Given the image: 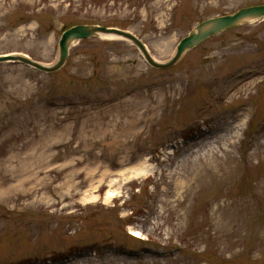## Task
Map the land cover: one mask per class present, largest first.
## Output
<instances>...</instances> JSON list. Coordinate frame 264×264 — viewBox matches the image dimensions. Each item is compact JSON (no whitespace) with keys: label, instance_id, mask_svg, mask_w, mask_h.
<instances>
[{"label":"rangeland","instance_id":"obj_1","mask_svg":"<svg viewBox=\"0 0 264 264\" xmlns=\"http://www.w3.org/2000/svg\"><path fill=\"white\" fill-rule=\"evenodd\" d=\"M261 3L0 0V55L53 64L64 30L99 24L164 62ZM0 264H264V18L167 69L108 36L53 73L0 62Z\"/></svg>","mask_w":264,"mask_h":264},{"label":"water","instance_id":"obj_2","mask_svg":"<svg viewBox=\"0 0 264 264\" xmlns=\"http://www.w3.org/2000/svg\"><path fill=\"white\" fill-rule=\"evenodd\" d=\"M263 17L264 3L245 6L230 14L204 19L197 23L189 33L178 42L174 54L164 62L156 60L150 54L146 45L132 32L118 27H109L99 24H76L64 30L58 41V56L53 64H43L26 55L20 54L0 55V62H20L39 71L53 73L64 66L69 55L70 47L75 42L94 36H110L130 41L139 50L144 60L150 66L156 69H167L175 65L188 50L196 47L207 38Z\"/></svg>","mask_w":264,"mask_h":264},{"label":"bare ground","instance_id":"obj_3","mask_svg":"<svg viewBox=\"0 0 264 264\" xmlns=\"http://www.w3.org/2000/svg\"><path fill=\"white\" fill-rule=\"evenodd\" d=\"M126 172L129 174H134V175H139L141 173L139 170H136L135 168L128 169V170H126ZM68 198H71V196H61L60 198L57 199V201L60 202V201L66 200ZM132 234L134 236H139V234L136 232H134V233L132 232Z\"/></svg>","mask_w":264,"mask_h":264}]
</instances>
